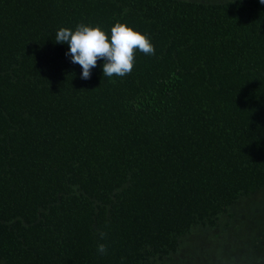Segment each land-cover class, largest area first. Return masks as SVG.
I'll return each instance as SVG.
<instances>
[{
    "label": "trees",
    "instance_id": "1",
    "mask_svg": "<svg viewBox=\"0 0 264 264\" xmlns=\"http://www.w3.org/2000/svg\"><path fill=\"white\" fill-rule=\"evenodd\" d=\"M209 233L264 264V0H0V264Z\"/></svg>",
    "mask_w": 264,
    "mask_h": 264
},
{
    "label": "rangeland",
    "instance_id": "2",
    "mask_svg": "<svg viewBox=\"0 0 264 264\" xmlns=\"http://www.w3.org/2000/svg\"><path fill=\"white\" fill-rule=\"evenodd\" d=\"M213 237L217 238L215 234L211 233L206 236L201 234L193 235L189 243L186 244L188 248L181 254L182 258L189 259V262L186 264H211V258L214 256L213 254L221 253V250L218 248L221 241L220 244H217ZM218 257L223 259L225 255Z\"/></svg>",
    "mask_w": 264,
    "mask_h": 264
}]
</instances>
